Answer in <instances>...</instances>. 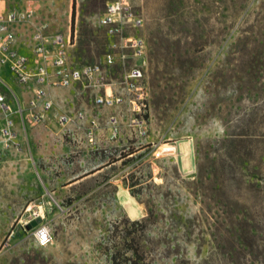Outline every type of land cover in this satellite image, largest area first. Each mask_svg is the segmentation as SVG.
I'll use <instances>...</instances> for the list:
<instances>
[{
    "label": "rangeland",
    "instance_id": "obj_1",
    "mask_svg": "<svg viewBox=\"0 0 264 264\" xmlns=\"http://www.w3.org/2000/svg\"><path fill=\"white\" fill-rule=\"evenodd\" d=\"M108 1L0 0V13L31 8L33 25L70 35V63L81 67L107 52L98 20ZM134 5L144 20L136 34L147 44L141 86L149 137L123 128L109 141L107 116L115 111L124 122L126 108L99 109L80 85L54 92L53 113L96 118L103 130L94 146L87 120L63 130L55 121L33 123L23 96L14 143L0 138V264H114V255L126 264V231L151 264H228L237 219L225 211L256 204L247 183L231 180L239 178L237 155L251 183L257 166L264 175V0ZM109 71L114 82L124 72ZM31 213L38 217L25 225ZM40 223L53 234L45 248L32 237Z\"/></svg>",
    "mask_w": 264,
    "mask_h": 264
},
{
    "label": "built area",
    "instance_id": "obj_2",
    "mask_svg": "<svg viewBox=\"0 0 264 264\" xmlns=\"http://www.w3.org/2000/svg\"><path fill=\"white\" fill-rule=\"evenodd\" d=\"M142 0H109L98 24L104 29L109 42L107 52L101 63L85 64L73 67L70 63L69 49L72 46L70 35L61 33L48 34L49 25L40 23L33 29L32 65L26 56L15 49L16 35L14 28L20 24H31L34 11H9L0 13V66L7 67L13 80L21 86L33 82L36 87L28 101L30 120L40 124L52 110L54 103L52 89H68L76 85L88 88L94 94V104L99 109L126 108L127 116L121 121L115 111L106 118L107 139L115 141L122 135L124 128L129 135L143 140L149 137L146 118L147 109L141 82L147 65V44L145 39L136 34L144 27L142 15L134 2ZM118 66L123 69L119 81L110 78V69ZM22 109H15L4 93L0 92V128L1 141L7 147L14 143V115ZM86 113L79 111L73 116L62 114L57 124L64 129L86 121ZM103 130L96 118L87 120L85 139L88 145L97 143V135ZM37 214L31 213L25 225L35 220ZM35 244L45 248L53 242L52 230L47 224L32 227Z\"/></svg>",
    "mask_w": 264,
    "mask_h": 264
},
{
    "label": "trees",
    "instance_id": "obj_3",
    "mask_svg": "<svg viewBox=\"0 0 264 264\" xmlns=\"http://www.w3.org/2000/svg\"><path fill=\"white\" fill-rule=\"evenodd\" d=\"M74 20L75 3L73 2L70 25L71 34L73 32ZM237 158L238 160L235 162L237 169L239 170L237 173L239 178H235L233 176L231 180L238 184L247 183L248 185L246 186L248 189L254 191V199L256 204L251 207L240 205L239 208L234 207V209H231L228 207L226 209V216L231 218L230 220L237 219V221L236 223H233L236 229L231 233V235H233L235 238L230 244V248L233 249L229 250L224 255H226L228 264H264V252H262L264 251V248H262L264 245H261L260 243L264 242V238H261V234L264 233H262L261 229L258 227V223L261 222L260 220L264 222V185H261V183H264V175L261 174V168L257 166V168L253 171V175L250 176V179H253L255 182L251 183L250 180L246 179L248 176L246 175L247 173L245 174L248 169L247 161L240 155H237ZM116 161L117 160H114L111 163ZM259 164L264 165V157L260 158ZM95 172L97 171H94L90 174H94ZM85 177L75 180L70 184L82 180ZM134 225H138V223L134 222ZM134 234H136L134 231H126V264H151L149 263L146 254L142 252L140 245H135L136 239H138V237H131ZM128 254L130 255L128 256ZM112 261L114 264H117V257L115 255L112 256Z\"/></svg>",
    "mask_w": 264,
    "mask_h": 264
},
{
    "label": "crops",
    "instance_id": "obj_4",
    "mask_svg": "<svg viewBox=\"0 0 264 264\" xmlns=\"http://www.w3.org/2000/svg\"><path fill=\"white\" fill-rule=\"evenodd\" d=\"M21 11H24V10H21ZM27 25L33 26L32 31L29 29V27ZM35 26L36 25H33V23H31V24H20L14 28L15 35H16L15 49L20 54L26 56L31 65H32V61H33L31 37H32L33 29ZM48 34H54V33L50 32L48 30ZM64 35H66V34H64ZM19 87L26 89L25 92L23 93L22 91L18 90ZM35 87H36V85L33 82H31L30 84H28L26 86L18 85L13 80L11 73L9 72L8 68L5 66L4 67L0 66V92L4 93L6 95V97L12 103V105L14 106L15 109H19V107L22 109L21 113H16V115H14L15 127H16V120L18 118H21L24 115V109L22 108V97L23 96H29V99H30L33 96V91H34ZM56 90H59V89H52L50 91L53 103H54V92ZM54 106H55V103H54ZM54 106H53L52 110L47 113L45 121L40 123V125L45 124L46 122H49V121H53V122L55 121L57 124V118L62 114L54 115V113H53ZM52 116H53V118H52ZM1 125H2V122H1ZM57 126H58V124H57ZM60 130H63V129H60Z\"/></svg>",
    "mask_w": 264,
    "mask_h": 264
},
{
    "label": "water",
    "instance_id": "obj_5",
    "mask_svg": "<svg viewBox=\"0 0 264 264\" xmlns=\"http://www.w3.org/2000/svg\"><path fill=\"white\" fill-rule=\"evenodd\" d=\"M30 227H28V229H29Z\"/></svg>",
    "mask_w": 264,
    "mask_h": 264
}]
</instances>
